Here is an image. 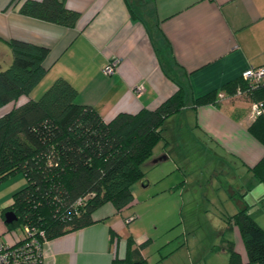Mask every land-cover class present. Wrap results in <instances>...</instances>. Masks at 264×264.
I'll use <instances>...</instances> for the list:
<instances>
[{
    "label": "crops",
    "instance_id": "obj_1",
    "mask_svg": "<svg viewBox=\"0 0 264 264\" xmlns=\"http://www.w3.org/2000/svg\"><path fill=\"white\" fill-rule=\"evenodd\" d=\"M13 1L0 0V67L12 61L9 39L49 48L42 62L45 72L29 97L38 98L62 78L76 89V102L91 105L108 120L120 111L156 107L177 89L180 81L187 86L189 104L168 118L163 131L165 144L158 150L153 148L151 159L144 165L145 173L179 152L183 167L172 159L167 173L159 169L161 178L174 175L165 189L176 191V181H182L181 186L188 184L185 172L190 173V167L185 162L188 154L183 153L184 147L197 146L205 155L210 152V158H217L213 171L227 167L248 178L247 182L229 186L227 194L237 208L227 211L226 216L244 203H264V194L259 200H246L252 196L251 187L256 182L249 168L264 153L263 145L247 130L251 123L250 110L247 111L250 100L225 94L215 103L191 104L192 97L239 78L246 68L264 66V0H64L66 7L80 13L71 27L24 15L18 11L23 0ZM112 58L118 62L115 70L106 74L102 67ZM139 83L143 89L137 94L134 87ZM25 99L19 97L17 102ZM200 169L205 167H198V172ZM194 178L198 182L201 176ZM140 182L143 187L150 184L145 177ZM130 216L136 219L126 223ZM92 218L94 221L84 227L49 239L46 259L55 264H112L114 259L127 255L131 240V247H137L151 264L143 247L152 238L134 226L135 220L141 218L133 206L119 212L108 202L96 208ZM254 219L258 222V218ZM4 231L7 242L22 234L21 230ZM226 231L230 232L227 236ZM216 236L217 243L198 251V259L185 242H179L152 264H228L229 253L218 247L224 240L233 242L242 264H258L246 262L236 226L224 222Z\"/></svg>",
    "mask_w": 264,
    "mask_h": 264
},
{
    "label": "trees",
    "instance_id": "obj_2",
    "mask_svg": "<svg viewBox=\"0 0 264 264\" xmlns=\"http://www.w3.org/2000/svg\"><path fill=\"white\" fill-rule=\"evenodd\" d=\"M18 11L68 27L80 16L64 0H23ZM8 44L12 61L0 67V109L7 107L0 114V181L19 172L26 184L3 208L5 230L19 227L23 233L27 226L43 231L49 240L92 223V212L105 203L119 212L133 206L131 186L144 178L142 167L164 137L168 118L189 104L187 86L177 81V89L156 107L120 111L105 120L91 105L76 102V89L62 78L38 98L29 97L45 72L42 62L49 48L15 38ZM249 84L240 76L192 97L191 104L215 103L219 92L233 95L237 88L245 89L250 101L264 99V81ZM22 96L26 99L17 102ZM247 130L264 147V118H251ZM249 169L264 183V153ZM249 206L244 203L227 215L225 223L237 227L246 262L264 264V228L248 212ZM6 211L15 215L9 223L4 222ZM131 246L129 240L127 255L112 264H149ZM218 247L229 253L228 264H242L232 241L224 240Z\"/></svg>",
    "mask_w": 264,
    "mask_h": 264
},
{
    "label": "rangeland",
    "instance_id": "obj_3",
    "mask_svg": "<svg viewBox=\"0 0 264 264\" xmlns=\"http://www.w3.org/2000/svg\"><path fill=\"white\" fill-rule=\"evenodd\" d=\"M237 96L245 98L244 94ZM249 110L250 108L247 109V111ZM184 134L187 135L188 133L185 132ZM192 139L188 141H192ZM164 140L165 138L160 139L155 144L154 150L162 147L165 144ZM183 153L188 154L185 156V162L190 167L187 168L190 173L185 172L188 184L181 186L182 181L177 182L175 179L178 184L175 183L173 189L176 191L167 192L165 186L170 177H174V175L169 173L161 178L163 174L159 171L161 167L164 168L165 173L170 170L174 161L183 167V155L177 152V155H171L174 161L172 159L161 161L156 166L157 168H152L147 173H145L147 168L142 167L145 173L144 177L150 180L148 186H141L140 180L134 182L131 186L134 201L133 209L141 218L135 220L134 226L140 233H146L152 238V241L143 247L151 264L160 254L166 253L171 247L177 246L179 242H185V247L188 245V248H191L192 256L197 259L200 256L198 251L209 246V244L212 246L217 243L216 230L226 221L227 216L225 213L227 211L232 212L237 208L235 201L227 194L229 186L234 187L237 182L248 181L246 176L240 177L239 171L237 172L235 169L216 167L213 171L212 168L216 165L217 158H210V152L206 156L197 146L185 145ZM201 166H204L205 169H200L202 172L199 171V173L198 167ZM196 175L201 176L198 182L194 178ZM254 179L256 182L251 187L253 197L248 195L246 198L248 201H254V197L259 200L264 194L262 191L264 183L258 181L255 177ZM25 184L26 180L23 174L19 172L0 181V241L5 239V226L2 221L3 208L12 202L13 193ZM178 185L179 187H177ZM257 185L263 188H259ZM178 193L182 194L183 199ZM170 199H172V203H169ZM183 200H185V203ZM186 200H189V202ZM248 212L256 219L258 218V222L264 228V203L256 202L253 206H249ZM133 219H136V217ZM16 231H20V228H15L13 232L16 233ZM229 233L226 231L225 236ZM218 234L219 232H217ZM168 240L170 242H167Z\"/></svg>",
    "mask_w": 264,
    "mask_h": 264
},
{
    "label": "built area",
    "instance_id": "obj_4",
    "mask_svg": "<svg viewBox=\"0 0 264 264\" xmlns=\"http://www.w3.org/2000/svg\"><path fill=\"white\" fill-rule=\"evenodd\" d=\"M118 62L117 58L110 59L102 68L106 74L115 70ZM241 77L247 80L250 87L262 83L264 78V66L248 67L242 73ZM143 89L141 83L134 87V91L139 94ZM245 89L237 88L235 95H243ZM224 96L222 92L218 93L217 100ZM250 117L261 116L264 118V99L250 101ZM133 217H127L125 222H129ZM48 239L43 231L36 233L33 228L24 226L21 237L13 242L0 241V264H55L53 260L46 259V244Z\"/></svg>",
    "mask_w": 264,
    "mask_h": 264
},
{
    "label": "water",
    "instance_id": "obj_5",
    "mask_svg": "<svg viewBox=\"0 0 264 264\" xmlns=\"http://www.w3.org/2000/svg\"><path fill=\"white\" fill-rule=\"evenodd\" d=\"M15 218V215L12 211H6L4 213V222L9 223Z\"/></svg>",
    "mask_w": 264,
    "mask_h": 264
}]
</instances>
